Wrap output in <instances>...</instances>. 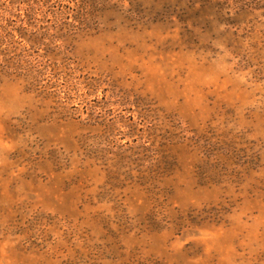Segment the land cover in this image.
I'll return each instance as SVG.
<instances>
[{
    "label": "rangeland",
    "instance_id": "374dc122",
    "mask_svg": "<svg viewBox=\"0 0 264 264\" xmlns=\"http://www.w3.org/2000/svg\"><path fill=\"white\" fill-rule=\"evenodd\" d=\"M0 264H264V0H0Z\"/></svg>",
    "mask_w": 264,
    "mask_h": 264
}]
</instances>
